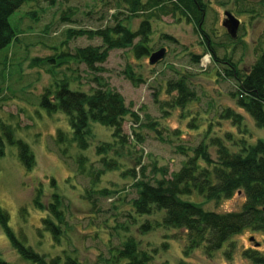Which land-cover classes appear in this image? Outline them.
Masks as SVG:
<instances>
[{"label":"rangeland","instance_id":"374dc122","mask_svg":"<svg viewBox=\"0 0 264 264\" xmlns=\"http://www.w3.org/2000/svg\"><path fill=\"white\" fill-rule=\"evenodd\" d=\"M202 1L203 30L219 61L225 56L236 68L247 70L264 53V0ZM224 12L239 22L235 38L221 25ZM113 16L132 31L144 19L141 12L132 16L120 0H55L53 4L31 0L9 18L16 37L0 49V121L11 128L15 139L28 145L33 158L26 169L16 147L3 137L0 208L8 215L9 228L46 262L70 257L80 264H126L118 252L132 240L145 264H253L243 253L264 254V231L244 228L208 254L202 245L189 246L184 230L161 225L160 213L138 216L132 208L134 185L162 178L154 168H163L169 178L200 143L213 162V139L223 140L230 131L232 137L254 142L264 140V130L235 107L234 81L217 76L223 75L224 65L213 62L203 34L178 15L158 14L150 20L147 54L136 57L129 48L111 50L94 71L70 57L78 47L101 42L85 35L68 38L67 30L110 27L116 22ZM160 48L165 50L164 58L149 65V54ZM127 67L143 81L133 84L126 78ZM180 75L188 78L195 97L181 108L169 107L175 91H169L167 84ZM61 80L82 92L96 88L97 82L118 92L135 115L123 118L119 134L123 141L111 128L91 123L84 150L69 140L59 142L58 132L71 136L67 119L61 112L47 113L40 98ZM226 107L242 114V134L229 119L219 117ZM179 146L185 150H178ZM36 196L42 209L32 203ZM182 198L219 214L239 212L246 200L241 192L217 201L195 193ZM52 202L58 219L48 212ZM43 219L56 225L58 240L43 227ZM0 259L7 264H33L18 254L1 228Z\"/></svg>","mask_w":264,"mask_h":264},{"label":"trees","instance_id":"16d2710c","mask_svg":"<svg viewBox=\"0 0 264 264\" xmlns=\"http://www.w3.org/2000/svg\"><path fill=\"white\" fill-rule=\"evenodd\" d=\"M30 1L0 0V49L16 37L9 23L10 16L21 5ZM43 1L53 4L55 0ZM120 1L132 16L138 12L144 14V19L137 30H130L126 24L121 23L122 20H116V16H113L116 22L110 27L88 31L67 30L68 38L85 35L89 39L97 38L101 42L99 46L78 47L70 57L94 71L97 70L96 64L106 61L111 50L129 48L136 57L147 54L151 33L150 20L158 14L178 15L203 34V45L209 49L213 62L224 65L223 75L219 72L217 76L234 81L236 89L231 97L234 99L235 107L253 121L257 128L264 130V53L260 54L247 70L236 68L235 64L225 56L219 61L216 49L208 41L203 30L206 6L202 0ZM123 74L133 84L143 81L140 77H134L129 67ZM93 81H97V78ZM167 86L169 91H175L169 107L181 108L195 97V92L189 87L186 76H178L174 81L168 82ZM40 106L49 114L61 112L66 117L71 136L68 137L60 131L57 133V140L63 143L69 140L81 150L86 148L91 123L111 128L113 135L120 138L123 118L127 114L135 118L134 113L129 112L126 107L123 97L99 82L96 88L82 92L70 89L67 82L61 80L53 90L45 89L40 98ZM237 109L226 107L219 117L229 119L231 125L236 126L238 133L242 134L243 118ZM3 137L9 145L16 147L20 163L26 169L29 168L33 158L28 145L20 139H15L11 128L0 121V155L3 153ZM120 139L122 142V138ZM211 145L216 147L215 161L209 159L204 144L200 143L193 149V156L189 157L169 178L165 177L166 171L163 168H154V172L161 173V179L156 180L155 183L138 181L134 185L136 197L132 201V208L138 216H153L160 213L161 225L172 230H184L189 239V246L202 245L208 254L219 250L231 236L244 228L264 231V140L246 142L244 139L232 137L231 132L227 131L223 140L215 138ZM178 150L183 151L185 148L179 146ZM99 151L100 148L97 149V152ZM234 192H241L246 198L241 210L235 213L219 214L206 211L198 203L182 198L195 193L207 201H217L221 198H229ZM32 203L37 209H42L38 196L34 197ZM47 208L50 214L59 218V212L53 202L49 203ZM22 211L25 213L24 209ZM42 225L58 240L55 236L59 233L56 225L48 219H43ZM0 228L18 254L33 264H80L70 257H65L62 261L59 257H55L46 262L44 257L24 246L21 238L14 235L8 226V215L1 208ZM147 228L148 226L145 227ZM257 252L259 251L249 250L244 252L243 256L253 264H264V254L260 255ZM118 255L127 260L126 264L146 262L145 258H139L142 253L139 251L137 253L132 240L123 244ZM0 264L7 263L0 259Z\"/></svg>","mask_w":264,"mask_h":264},{"label":"water","instance_id":"95a60500","mask_svg":"<svg viewBox=\"0 0 264 264\" xmlns=\"http://www.w3.org/2000/svg\"><path fill=\"white\" fill-rule=\"evenodd\" d=\"M221 25L225 28L226 32L231 38L236 37L239 22L230 12H224V19L222 20ZM164 55V48H160L154 52H151L148 56L149 65H154L161 61L164 58ZM249 240L253 241V238H249ZM255 247H258L257 243L255 244Z\"/></svg>","mask_w":264,"mask_h":264}]
</instances>
